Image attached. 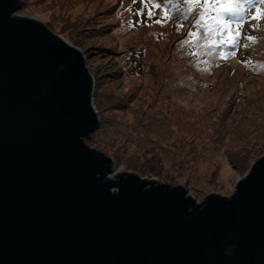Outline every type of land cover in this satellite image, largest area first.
I'll use <instances>...</instances> for the list:
<instances>
[{"label":"water","instance_id":"obj_1","mask_svg":"<svg viewBox=\"0 0 264 264\" xmlns=\"http://www.w3.org/2000/svg\"><path fill=\"white\" fill-rule=\"evenodd\" d=\"M0 0V264H264V154L201 200L90 142L81 43Z\"/></svg>","mask_w":264,"mask_h":264},{"label":"rangeland","instance_id":"obj_2","mask_svg":"<svg viewBox=\"0 0 264 264\" xmlns=\"http://www.w3.org/2000/svg\"><path fill=\"white\" fill-rule=\"evenodd\" d=\"M25 2L18 12L41 15L81 41L96 71L102 121L89 141L118 153L109 173L129 163L157 180L186 181L202 200L216 187H235L264 154V14L253 19L264 2L230 5L242 7L244 21L230 26L239 43L220 48L235 53L226 59L206 42L184 44L195 29L171 15L155 23L163 7L149 18L142 0ZM221 38L229 39L213 37Z\"/></svg>","mask_w":264,"mask_h":264},{"label":"snow or ice","instance_id":"obj_3","mask_svg":"<svg viewBox=\"0 0 264 264\" xmlns=\"http://www.w3.org/2000/svg\"><path fill=\"white\" fill-rule=\"evenodd\" d=\"M135 2V0H134ZM143 3L151 5L147 15L151 18L155 13L152 8L164 9L163 17L157 19L155 23L165 22L169 16L175 17L178 21H181V26L184 21H187L191 29L187 33L189 39L183 41L184 44L195 43L196 40L206 42L205 46L211 45L213 50L218 54V56L227 58L230 55H235L234 52L229 51L225 53L221 51L220 48L227 44L236 46L239 43V33L237 32L235 37L231 36V25H240L244 21L243 9L242 7H220L223 5H240L242 0H164L163 6L156 3L155 0H142ZM247 2L252 3L253 0H247ZM256 3L264 2V0H254ZM143 11V10H141ZM264 14L260 9H257V16L253 19L259 18L260 15ZM227 16V20H221L222 16ZM228 28L229 39L225 41L221 38L219 41L213 39V37L221 35V29ZM250 40H254V37H248ZM200 47V45H195ZM211 55L212 53H207ZM190 55L198 56L201 55L199 52H191ZM201 61H197V66Z\"/></svg>","mask_w":264,"mask_h":264},{"label":"trees","instance_id":"obj_4","mask_svg":"<svg viewBox=\"0 0 264 264\" xmlns=\"http://www.w3.org/2000/svg\"><path fill=\"white\" fill-rule=\"evenodd\" d=\"M228 7H232V6H230V5H227ZM226 6V7H227ZM226 16V15H225ZM237 27L236 26H234L232 29H231V33L233 32V30L234 29H236ZM229 33V32H228ZM228 33L227 34H225L224 35V33H223V31H221V35L223 36V37H226V38H229V35H228ZM215 37H217V36H215ZM227 44V43H226ZM229 52V51H228ZM227 53V52H226Z\"/></svg>","mask_w":264,"mask_h":264}]
</instances>
